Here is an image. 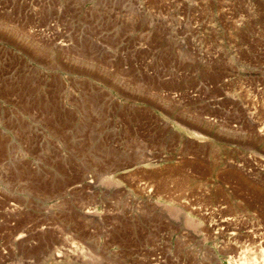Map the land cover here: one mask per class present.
<instances>
[{"label":"rangeland","instance_id":"1","mask_svg":"<svg viewBox=\"0 0 264 264\" xmlns=\"http://www.w3.org/2000/svg\"><path fill=\"white\" fill-rule=\"evenodd\" d=\"M263 259L264 0H0V264Z\"/></svg>","mask_w":264,"mask_h":264},{"label":"bare ground","instance_id":"2","mask_svg":"<svg viewBox=\"0 0 264 264\" xmlns=\"http://www.w3.org/2000/svg\"><path fill=\"white\" fill-rule=\"evenodd\" d=\"M263 261H264V259H263L261 262H263ZM242 262H244V261H242ZM237 263H238V262H237ZM240 263H241V262H240ZM240 263H239V264H240ZM242 264H245V263H242ZM263 264H264V262H263Z\"/></svg>","mask_w":264,"mask_h":264}]
</instances>
